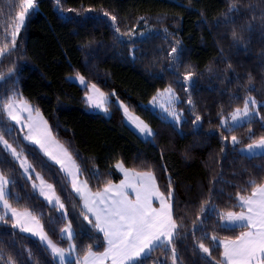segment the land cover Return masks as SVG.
Listing matches in <instances>:
<instances>
[{"label": "trees", "instance_id": "16d2710c", "mask_svg": "<svg viewBox=\"0 0 264 264\" xmlns=\"http://www.w3.org/2000/svg\"><path fill=\"white\" fill-rule=\"evenodd\" d=\"M21 3L0 0V48L6 46L0 104L15 95L40 110L91 190L121 180L115 165L122 161L132 170L152 172L161 191L171 193L179 227L170 245L154 248L139 264H173L172 248L175 264H222L223 247L211 237L235 239L244 228L222 225L220 214L240 210L238 196L264 183V153L240 150L264 137V105L241 125L221 124L247 96L264 101V0H36L13 46ZM70 74L125 102L153 128V139L135 133L118 106L109 117L89 111L86 88L69 80ZM189 74L191 81L184 79ZM171 85L180 90L186 113L179 126L148 106ZM0 136L16 150L23 146L33 171L54 185L64 209L44 200L10 151H0V173L10 180L9 204L29 210L63 245L69 240L61 231L71 223L74 257L65 264H80L89 251H102L103 234L84 220L81 198L65 173L24 142L3 111ZM232 136L239 143L232 145ZM12 223L10 216L0 222V264H60Z\"/></svg>", "mask_w": 264, "mask_h": 264}, {"label": "snow or ice", "instance_id": "6c2138e0", "mask_svg": "<svg viewBox=\"0 0 264 264\" xmlns=\"http://www.w3.org/2000/svg\"><path fill=\"white\" fill-rule=\"evenodd\" d=\"M35 7L36 0H22L20 11L16 17L18 22L15 24L11 35L13 46H15L16 37L24 26L26 15ZM230 10H235V5ZM104 15L107 16L108 14L105 13ZM111 20L115 22L116 17L112 16ZM115 31L119 34V27H116ZM233 39H236L235 35ZM5 49L6 46L5 48H0V56L4 55ZM176 52L177 49L175 47L171 48L172 54ZM174 59H178V55ZM191 76L192 74H189L184 79L191 81ZM0 79L3 78L0 77ZM83 79V77H80L82 83ZM91 87L98 91L95 85ZM165 94L169 97V100L173 101V103L175 102L176 97L173 89L170 87L165 89ZM101 95L103 94L101 93ZM88 99L91 100L92 98L89 97ZM188 103L191 104L192 101L188 100ZM261 103L264 104V101ZM250 105L253 106L251 110ZM96 106L99 107V105ZM0 111L6 113L7 117L18 125L26 123L28 133L24 136V139L34 145H38L44 155L64 168V161L50 150V130L46 125L41 128L39 124L33 121L31 108L26 101H18L16 96L13 95L0 104ZM25 111L29 114L27 121H24L20 115L21 112ZM165 111H168L174 120H179L180 114L174 109L165 108ZM257 111V101L254 97L249 96L244 100L243 109L236 108L231 113L230 119L233 122H238L242 117L256 115ZM124 113L141 133L152 135V131L147 125L142 126V122H136L138 118L133 119L126 106H124ZM195 119L198 121L200 117L197 116ZM261 119H264V117H261ZM221 123L224 124L225 122L221 121ZM22 130L23 128H21ZM224 139H227V137ZM231 140L233 144L239 143L236 136H232ZM0 143L3 144V149L0 151H10L14 160L18 161L20 167L24 169V173H29L32 166L27 164L26 158H21V154L2 136H0ZM256 148L264 149V137H261L255 144L248 145L250 152ZM116 167L122 168V165L117 164ZM36 175L38 176L39 174ZM133 176L136 179H129L126 172L125 180L119 184H108L102 192L84 196V206L87 212L94 217V219H90L88 215H85L84 220L103 233L104 239L107 241V248L102 253L89 251L88 255L83 259V264H107L109 260L111 264H139L143 257L150 254L154 248L164 246L166 243L171 244L173 236L179 227L173 217V205L170 202L171 193L166 197L164 193L160 192L150 173H134ZM145 176L147 180H145ZM28 178L31 179V176L29 175ZM9 183V179L3 173H0V203H2L5 210L3 214H0V222H6V217L10 211L13 218V228L38 236L39 240L50 249L52 257L54 259L58 257L60 264H65V250L57 247L48 238L47 233L43 232V227L40 226V231H35L32 227L27 226L30 221L35 222L36 217L32 216L30 212L21 213L9 204L8 197L11 195L8 190ZM32 187L33 189L38 188L39 194L48 203L52 204L53 201H56L59 209H64V204L59 202V197L49 194V191L45 190L43 180H41L39 186L33 183ZM72 187L78 194L83 195L81 189L77 187L75 174H73ZM47 188L51 190L52 185H47ZM129 189L134 193V198L129 195ZM154 198L159 201L158 208L153 207ZM238 200L241 209L239 212L229 211L220 215H222L226 225L246 228L247 231H241L236 239L223 243L222 264H264V184L253 186L250 195H240ZM63 215L64 213L62 212V217ZM201 224H203V221H201ZM62 234L67 239L72 238L73 232L70 222L62 230ZM211 239L216 240V237L213 236ZM73 247L70 246L69 251ZM199 248L211 256L210 249L205 247L204 244H199ZM172 259L173 264H175V248H172Z\"/></svg>", "mask_w": 264, "mask_h": 264}, {"label": "rangeland", "instance_id": "374dc122", "mask_svg": "<svg viewBox=\"0 0 264 264\" xmlns=\"http://www.w3.org/2000/svg\"><path fill=\"white\" fill-rule=\"evenodd\" d=\"M35 9V8H34ZM25 21H26V18H25ZM25 23V22H24ZM80 77H82L81 75H79V74H70L69 76H68V79L69 80H71V81H74V82H76L77 84H79L81 87H83V88H86V90H85V94H84V99H85V102H86V104H87V109L89 110V111H91V112H96V113H100V114H103L105 117H109L110 115H111V113H112V110L114 109V107H116V106H118L119 108H120V110H121V112H122V114H123V119H124V121H125V123L135 132V133H137L142 139H144V140H148V139H150V140H152L153 138V128L148 124V122L142 117V116H140L139 114H137V113H134V112H132L131 110H130V108L127 106V104L125 103V102H123L122 100H120L119 98H117L116 96H111L109 93H107L106 91H104L100 86H98L97 84H95V83H88L87 82V80L84 78L83 79V83L80 81ZM92 85H95L96 86V89H98V91H96V90H94V89H92ZM171 88V89H173V91H174V93H175V97H176V100H175V102L173 103V101H171V100H169V97L165 94V89H167V88ZM101 93L103 94V95H101ZM89 97H91L92 99L91 100H89L88 98ZM247 97H249V96H247ZM246 97V98H247ZM252 97V96H251ZM16 99L18 100V101H26L27 102V104L30 106V108H31V112H32V119H33V121H35L37 124H39L40 125V127L41 128H43L45 125L47 126V128L50 130V132H51V140L49 141V147H50V150L54 153V155H56L59 159H61V160H63L64 161V168H62L61 167V165L60 164H57L55 161H53V160H51L48 156H46V155H44V153H43V151H41L40 149H39V146L38 145H34V144H32L30 141H27V140H25L24 139V136L28 133V127H27V124L25 123V124H23V125H18V124H16V122L15 121H12L13 122V124H15L19 129H20V131H21V128H23V130L21 131V138H22V140L24 141V142H26V143H29V144H32V145H34L49 161H51L52 163H54V164H56L57 166H59L61 169H62V171L64 172L65 171V169H67V171H65L64 173H65V175L67 176V178H68V180L70 181V187H71V189H72V191L74 192V194L76 195V196H78V197H80L81 198V204H82V207H83V209H84V211H85V215H88L89 216V218L90 219H94V217H92V215H91V213H88L87 212V209L85 208V206H84V196H90L92 193L91 192H89V190H88V192H85L84 190H83V187L82 186H80V184L78 183V177H77V174H78V166H77V164H76V161L74 160V158L70 155V153L66 150V148L56 139V137L54 136V134H53V132H52V129H51V127H50V125H49V123L47 122V120L45 119V117L43 116V114L40 112V110H38V109H36L35 108V106L30 102V101H28L26 98H24V97H16ZM256 100V99H255ZM257 101V100H256ZM181 102H182V97H181V92H180V90L177 88V87H175V86H173V85H171V86H168V87H166V88H163V89H161V90H159L157 93H156V95L148 102V106H149V108L151 109V110H153L155 113H157L159 116H161L163 119H165V120H167V121H169V122H172V123H174L176 126H179L185 119H186V113H185V111H184V108H183V105H181ZM262 101H257V106H259V105H261L262 103H261ZM96 105H99V107H97ZM162 105H163V107H162ZM262 105H264V104H262ZM124 106H126L127 108H128V112H129V114L133 117V119H135V118H138V120L136 121L137 123H140V122H142V126L143 125H147L150 129H151V131H152V135H148V134H146V133H141L137 128H136V126H135V124L134 123H132V121H130L129 119H128V117L125 115V113H124ZM243 107H244V105L242 106V107H238V108H241V109H243ZM250 107V110L253 108V106L252 105H250L249 106ZM165 108H172V109H174L178 114H180V118H179V120H174L173 118H172V116L169 114V112L168 111H165ZM105 109H107V111H105ZM236 109V108H235ZM234 109V110H235ZM233 110V111H234ZM232 111V112H233ZM231 112V113H232ZM258 112V111H257ZM231 113L228 115V116H223L222 117V119H221V121H224L225 123L224 124H222V126H224L226 129H231V128H234V127H236V126H238V125H241V124H243V123H245V122H247L248 120H250L253 116H249V117H242V118H240L239 119V121L238 122H233V121H231V119H230V117H231ZM257 114V113H256ZM20 115H21V117H22V119L24 120V121H27L28 120V116H29V114H28V112H21L20 113ZM7 116V115H6ZM198 124H199V120L197 121V120H195V125L196 126H198ZM238 140V139H237ZM255 142H257V141H255ZM255 142H253L254 144H255ZM253 143H250V144H253ZM231 144L232 145H235V144H233L232 143V140H231ZM249 144H247V145H244V146H241L240 147V150H241V148H245V147H247ZM64 149V150H63ZM64 151V152H63ZM17 152H19L20 154H21V158H26V161H27V164H30V162H29V160H28V158H27V154H26V152L24 151V148H23V146H22V149L21 148H19L18 150H17ZM68 156H71L72 158H73V160H71ZM68 159V160H67ZM117 164H120V165H122V168H118V167H116V165ZM116 165H115V168L118 170V171H122V169H127L128 171H132L131 173H140L141 171H138V172H135L136 170H132V169H130V168H128V167H126V165L124 164V162H122V161H119L118 163H117ZM31 165V164H30ZM72 165H74V167H75V171H73V167H72ZM22 169V172H23V174L25 175V177L27 178V179H29L28 177H29V175L31 176V179H29L31 182H32V185H33V183H35L36 185H40L41 184V180H43V182H44V186H45V190L46 191H49V194H54V196H56V197H59L58 196V194L56 193V190H55V188H54V185L50 182V181H48V180H46V179H44L42 176H40V174L37 176L36 174H38V173H36L35 171H33V169L31 168L30 169V171H29V173H24V169L23 168H21ZM120 171V172H121ZM142 173H150L151 175H152V177H153V182L157 185V187L159 188V186H158V183H157V181H156V178H155V176H154V174L152 173V172H142ZM73 174H75V180H76V184H77V187H79L80 189H81V193L83 194V195H81V194H78L74 189H73V187H72V182H73ZM80 174V173H79ZM141 174V173H140ZM131 175V176H130ZM128 177H129V179H136V177L135 176H133L132 174H128ZM125 178L126 177H124V179L123 180H125ZM123 180H120V181H123ZM145 180H147V177L145 176ZM10 181V180H9ZM47 185H52V189L51 190H49L48 188H47ZM38 193H39V189L37 188V189H35ZM93 191V190H92ZM129 191V193L130 194H132L131 196H133V198H134V193L131 191V189H129L128 190ZM159 191L160 192H162L163 193V191H161L160 190V188H159ZM97 192H102V191H97ZM165 194V193H164ZM41 196V195H40ZM165 196L167 197L168 195L167 194H165ZM42 198H44L43 196H41ZM44 200H45V198H44ZM48 202V201H47ZM59 202H62L61 201V199H60V197H59ZM170 202H171V199H170ZM63 203V202H62ZM172 203V202H171ZM238 203H239V200H238ZM50 204V203H49ZM52 205H56V206H58V204H57V202L56 201H53V203H52ZM153 207H156V208H158L159 207V201H158V199H153ZM13 208V207H12ZM58 209H59V207H58ZM60 211H62L61 209H59ZM241 210V209H240ZM240 210H234V211H232V212H239ZM4 209H3V206H2V203H0V214H3L4 213ZM17 211H19V212H21V213H23V212H30L29 210H25V209H17ZM31 213V212H30ZM32 214V213H31ZM226 214V213H225ZM7 216H10L11 217V212L9 211L8 212V215ZM32 216H34L33 214H32ZM35 217V216H34ZM12 218V217H11ZM13 219V218H12ZM221 223H222V225H224V226H229V225H226V222L224 221V219L222 218V220H221ZM27 226H29V227H32L35 231H40V226H42L41 225V223L36 219V221L35 222H29V224L27 225ZM68 226V223H67V225L65 226V227H67ZM43 227V226H42ZM64 227V228H65ZM63 228V229H64ZM62 229V230H63ZM71 229H72V232H73V235H74V229L72 228V226H71ZM246 230V228H244V230L243 231H245ZM43 232H45V233H47L46 231H45V229L43 228ZM25 233H27V234H29V235H31V236H33V237H35V238H37L38 240H39V237L38 236H36V235H33L32 233H28V232H25ZM101 233V232H100ZM176 233V232H175ZM103 234V233H102ZM175 235V234H174ZM47 236H48V238L57 246V247H59V248H63L64 250H65V263L67 262V261H69V260H72L73 259V257H74V247L71 249V251H69V249H70V246H74V243H73V240H72V238L71 239H68L69 241L68 242H66V244H61V243H59V242H57V241H55L53 238H51V236H49V234L47 233ZM73 237V236H72ZM104 237V236H103ZM61 238L62 239H67L63 234H62V231H61ZM236 239V238H235ZM228 240H233V239H221V238H218V237H216V241H218V244H220V245H222V247H223V243L225 242V241H228ZM40 241V240H39ZM41 242V241H40ZM104 242H105V247L107 248V241L104 239ZM43 245H45L46 246V244L45 243H43V242H41ZM166 245V244H165ZM48 249V248H47ZM49 251H50V249H48ZM105 250V248L103 249V251ZM91 252H93V251H91ZM89 253V252H88ZM88 253L86 254V255H88ZM85 255V256H86ZM149 255V254H148ZM84 256V257H85ZM84 257H83V259H84ZM144 257H146V256H144ZM143 257V258H144ZM58 262H59V258L57 257V258H55ZM83 259H82V261L80 262V264L81 263H83ZM107 263H109V264H111V261L109 260Z\"/></svg>", "mask_w": 264, "mask_h": 264}, {"label": "crops", "instance_id": "0c3cea01", "mask_svg": "<svg viewBox=\"0 0 264 264\" xmlns=\"http://www.w3.org/2000/svg\"><path fill=\"white\" fill-rule=\"evenodd\" d=\"M256 143V142H255ZM254 144V143H253ZM64 150V149H63ZM241 151L243 152V153H245V154H247V155H257V154H262V153H264V149H259V148H256V149H253L251 152L248 150V146L247 147H245V148H241ZM64 152V151H63ZM71 160H73V158L71 157V156H68ZM68 160V159H67ZM74 161V160H73ZM72 167H73V171H75V167H74V165H72ZM78 171V174H77V177H78V183L80 184V186H82L83 187V190L85 191V192H88V190H89V192H91V193H96L97 191H92L90 188H89V186L87 185V183H85V181L82 179V177L80 176V174H79V169L77 170ZM121 171V170H120ZM65 172V171H64ZM128 173V174H134V173H131L132 171H128L127 169H122V171H121V174H122V178H121V180H123L124 179V177H125V173ZM135 172H138V171H135ZM66 173V172H65ZM141 174H145V173H142V172H140ZM67 175V174H66ZM68 176V175H67ZM131 176V175H130ZM121 181L119 180L118 182H112V183H109V184H114V185H117V184H119ZM264 184V183H263ZM107 186V185H106ZM105 186V187H106ZM105 187H103L101 190H98V191H103V189L105 188ZM161 190V189H160ZM129 195L131 196L132 194H130L129 193ZM133 197V196H132ZM228 227H235V226H231V225H229ZM245 231H247V229L245 230ZM234 240V239H233ZM167 244V243H166ZM105 250H106V247H105ZM104 250V251H105ZM224 250V249H223ZM103 250L102 251H100V252H97V251H93L94 253H102V252H104ZM222 259H223V255H222ZM81 264H83V263H81ZM107 264H109V263H107Z\"/></svg>", "mask_w": 264, "mask_h": 264}]
</instances>
